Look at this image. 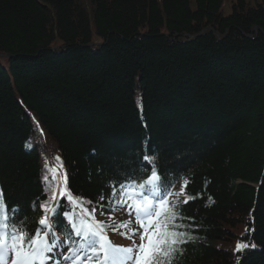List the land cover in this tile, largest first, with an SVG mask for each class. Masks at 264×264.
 Returning a JSON list of instances; mask_svg holds the SVG:
<instances>
[{"label":"trees","instance_id":"1","mask_svg":"<svg viewBox=\"0 0 264 264\" xmlns=\"http://www.w3.org/2000/svg\"><path fill=\"white\" fill-rule=\"evenodd\" d=\"M145 154L189 181L173 264H264V0H0L6 208L35 228L58 172L103 219Z\"/></svg>","mask_w":264,"mask_h":264},{"label":"snow or ice","instance_id":"2","mask_svg":"<svg viewBox=\"0 0 264 264\" xmlns=\"http://www.w3.org/2000/svg\"><path fill=\"white\" fill-rule=\"evenodd\" d=\"M155 159L154 155L145 154L143 174L127 177V182L119 185V199L108 201L110 210L119 205L130 216L134 214L138 225L134 228L129 227L130 221L106 226L89 220L88 217L96 212L95 207L91 212L83 209L85 215L69 220L68 212H57L52 206L57 201L56 189L38 208L33 204L32 210L42 212L43 216L37 226L31 228L28 216L22 214L19 206L6 208L0 191V264H48L52 259L50 254L71 264H173L175 257L185 251L183 245L194 239L191 231L184 230L192 226L181 221L194 218L182 216L178 202L169 200L174 181L159 173ZM67 180L65 173L58 181L59 198L65 204L78 203L83 198L74 197L68 191ZM188 184L189 181L184 180L180 195H185ZM116 196L117 189L113 187L111 197ZM99 199L103 201L105 197L101 195ZM193 199L194 196H186L183 203L188 204ZM60 217L65 218L62 227L58 223ZM106 227H111L112 231L125 229L121 235L132 241L131 246H113L105 235ZM249 247L255 245L238 242L235 251L241 253ZM239 260L240 256L237 257L238 264ZM55 264H59V260Z\"/></svg>","mask_w":264,"mask_h":264},{"label":"rangeland","instance_id":"3","mask_svg":"<svg viewBox=\"0 0 264 264\" xmlns=\"http://www.w3.org/2000/svg\"><path fill=\"white\" fill-rule=\"evenodd\" d=\"M84 2V1H86V0H78V2ZM177 191V190H176ZM114 217H118V215H114ZM127 222H129V221H127ZM131 222V221H130ZM129 227H131V223L129 224ZM115 234H121L122 233V230H117V231H115L114 232ZM109 238H110V240L111 241H113V242H122V241H120V238L117 236V235H109ZM123 245H126V242H123Z\"/></svg>","mask_w":264,"mask_h":264},{"label":"bare ground","instance_id":"4","mask_svg":"<svg viewBox=\"0 0 264 264\" xmlns=\"http://www.w3.org/2000/svg\"><path fill=\"white\" fill-rule=\"evenodd\" d=\"M143 120H144V119H143ZM122 181H123V182H127V180H126V179H123Z\"/></svg>","mask_w":264,"mask_h":264}]
</instances>
